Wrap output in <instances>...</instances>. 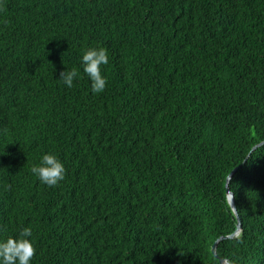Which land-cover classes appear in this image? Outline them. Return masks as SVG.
Returning a JSON list of instances; mask_svg holds the SVG:
<instances>
[{"label": "trees", "instance_id": "16d2710c", "mask_svg": "<svg viewBox=\"0 0 264 264\" xmlns=\"http://www.w3.org/2000/svg\"><path fill=\"white\" fill-rule=\"evenodd\" d=\"M261 141L264 0H0V239L30 227L32 264H264Z\"/></svg>", "mask_w": 264, "mask_h": 264}, {"label": "clouds", "instance_id": "9594fccd", "mask_svg": "<svg viewBox=\"0 0 264 264\" xmlns=\"http://www.w3.org/2000/svg\"><path fill=\"white\" fill-rule=\"evenodd\" d=\"M108 63L109 53L105 47L89 46L82 51L80 65L90 82L91 94L97 95L105 90L108 81L102 68ZM80 78V70L76 67L62 71L59 76V79L68 88H72L74 80ZM31 172L45 186L56 187L65 179L66 168L56 153H45L40 158L39 164L32 166ZM230 196L232 205L234 193H230ZM32 237V229L24 227L14 236L0 239V264H32L36 254L35 242Z\"/></svg>", "mask_w": 264, "mask_h": 264}, {"label": "water", "instance_id": "95a60500", "mask_svg": "<svg viewBox=\"0 0 264 264\" xmlns=\"http://www.w3.org/2000/svg\"><path fill=\"white\" fill-rule=\"evenodd\" d=\"M264 143V141H261V142H259L258 144H256L255 146H253L252 147V149H254L255 147H257V146H259V145H261V144H263ZM234 171H235V169H233L231 172H230V174L228 175V177H227V180L226 181H228V179H229V177H231V175L234 173ZM225 189H226V194H227V200H228V203H229V205H230V207H231V209H232V211H233V214H235V216H236V218H237V220H238V216H237V212H236V208H235V205H234V199L232 200V205H231V196H230V190H229V188H228V183L226 182L225 183ZM239 228H240V225H239V223L237 224V230H239ZM229 237H231V235L229 236ZM224 238V236H221V237H219L216 241H214L213 242V244H212V246H211V252L213 253V254H215V247H216V243H217V241H219V240H222ZM219 261H220V263L221 264H228L224 259H219Z\"/></svg>", "mask_w": 264, "mask_h": 264}]
</instances>
